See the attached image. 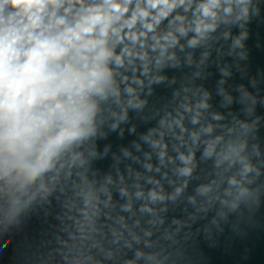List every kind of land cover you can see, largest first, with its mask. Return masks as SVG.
Wrapping results in <instances>:
<instances>
[{
    "label": "clouds",
    "instance_id": "obj_1",
    "mask_svg": "<svg viewBox=\"0 0 264 264\" xmlns=\"http://www.w3.org/2000/svg\"><path fill=\"white\" fill-rule=\"evenodd\" d=\"M250 4L251 0H0V214L8 218L9 225L38 194L48 200L55 184L63 179L72 183L73 196L80 202L70 239L87 243L89 251L95 249L99 255L75 254L71 261L63 257L65 264H164L166 258L154 249V233L145 230L141 235L134 230L140 220L132 212L133 197L137 211L149 214L146 223L158 225L164 229L161 235L170 239L173 233L158 213L167 212V202L175 203L190 181L199 179L194 176L198 167L194 147L200 149L201 160L213 159L216 168L226 165L224 172L231 174L222 175L219 184L216 177L197 183L187 196L189 203L195 205L198 197L219 199L221 184L232 199L220 202L230 210L253 200L250 186L264 176V159H260L264 154L260 136L264 112L257 113L258 107L264 108V95L255 78L251 80L255 91L243 84L237 88L240 95L235 102L241 104L246 116L254 117L235 120L228 131L242 130L238 134L201 139V133L213 132L211 123L191 132L185 127L186 114H190L191 125L200 124V110L210 107L208 92L195 104L187 100L180 103L176 117L168 112L158 121L159 127H166L170 137L180 142L173 150L181 166L173 174L182 183L165 193L160 181L149 177L146 194L139 183H134L136 190L130 195L124 175H119L117 181L124 186L119 187L118 194L127 197L120 210L130 213L131 226L123 215L109 217L112 222L106 233L97 226L100 195L106 194L103 205L107 208L112 201L108 185L116 181L108 175L97 188L85 167L89 157L96 156L94 151L86 154L85 145L98 134L106 135L98 133L106 112L113 118L110 130L119 129L122 136L120 125L129 121V111L142 112L154 85L166 81L160 70L179 66L176 50H184L181 40L186 38L187 46L195 48L217 30L222 15L235 13V21H247ZM245 36L242 33L237 37L233 47H243ZM178 95L174 93V98ZM224 100L233 103L231 96L225 95ZM212 119L219 121L222 117L215 113ZM129 131L135 132V126ZM154 131L149 129L140 139L156 153L155 171L159 173L166 157L170 163L175 160L168 156L164 133L153 138ZM132 144L139 150V144ZM180 147L186 151H180ZM104 151L106 154L107 149ZM122 151L131 157L127 148ZM145 159L150 160L151 155L145 154ZM143 167L153 170L151 163ZM139 177L137 172L136 179ZM158 204L163 206L157 210ZM171 225L182 226V221L172 217Z\"/></svg>",
    "mask_w": 264,
    "mask_h": 264
},
{
    "label": "water",
    "instance_id": "obj_2",
    "mask_svg": "<svg viewBox=\"0 0 264 264\" xmlns=\"http://www.w3.org/2000/svg\"><path fill=\"white\" fill-rule=\"evenodd\" d=\"M165 24L166 22L161 25V29H164ZM242 33H246L241 41L243 47L234 48L233 41ZM191 35L189 33L188 38H191ZM181 43L184 44V50H176L179 66L160 70L161 75H166V81L154 85V93L148 97V105L142 112L129 111V121L120 125V128L124 129L123 135L119 134V129L110 130L109 125L113 118L106 112L103 117L104 123L98 128V133L103 132L106 135L98 134L85 145L86 154L96 152V156H90L89 164L85 166L88 169L89 180L95 179L97 188L104 184L108 175L116 181L108 185L112 201L107 208L103 205L107 198L106 194L100 195L101 216L97 226L105 233L112 222L109 217L118 218L123 215L129 226L132 224V219H128L130 213L120 210V205L126 202L127 197L121 198L118 194L119 187L124 186L117 181L119 175H124L130 195L136 190L133 187L134 183H139L146 194L149 187L146 181L149 177L159 180L165 193L172 192L174 185L182 183V180L173 174V170L181 166L180 162L175 160L177 153L173 150V146H179L180 142L170 137L166 127H159L158 121L164 115L171 112L172 116L176 117L180 103L187 100L195 104L203 98L204 92H208L210 107L200 110L202 112L200 124L191 125L188 120L190 114H186L185 127L191 132L198 130L201 125L211 123L213 132L201 133V139L217 135L227 138L228 135L242 131L234 129L233 133H229L228 129L233 127L235 120L254 118L246 116L241 111V104L235 102L240 95L238 86L243 84L248 90L255 91L251 84V80L255 78L257 87L261 89L260 94L264 95V0H251L247 21H235V13L227 17L222 15L217 30L208 34V38L195 48L187 46L186 38L182 39ZM222 70L229 72L230 75H223ZM221 80L224 83H220ZM221 89L224 90L223 94L220 92ZM174 93L179 95L174 98ZM225 95L232 97V104H226ZM260 112H264V108L258 107L257 113ZM215 113L220 114L222 119L213 120L212 115ZM133 125L135 132H130L129 129ZM260 127V136L264 140V121ZM149 129H155L153 138H157L161 132L164 133L168 156L175 160L174 163H170L166 157L159 173L155 171L156 153L140 139ZM184 139L191 144L187 134ZM133 141L140 145L139 150L133 146ZM124 148L131 152V157L124 155L122 151ZM193 150L196 152L198 165L194 176H198L199 179L191 180L185 193L178 197L175 203L167 202V212L158 213L160 217L165 218L167 222L165 227L173 233L171 238H164L161 235L164 229L158 225L146 223L149 214L137 211L135 207L137 202L133 197L132 212L135 213L134 218L140 220V225L134 230L141 235L145 230L154 233L151 237L154 249L161 257L166 258L164 264H264V176L250 186L254 193L253 200L240 203L235 211L220 202L221 199H227L229 202L232 199L223 191L222 184L219 199L208 201L204 197H198L196 204L193 205L188 202L187 196L192 193L197 183L216 177L219 184L222 175L231 174L224 172L226 165L216 168L213 159H200L199 148L194 147ZM180 151H186V148L180 147ZM145 154H150L151 159L146 160ZM260 159H264V154ZM145 163L153 165L151 172L143 167ZM232 171H235V168ZM137 172L140 173L138 180ZM164 173H167V176H164ZM49 187L53 185L50 184ZM54 187L55 191L48 200L42 199L38 194L31 204L22 208L16 222L11 225L8 218L0 214V264H65L63 257H68L71 261L73 255L81 253L99 258L95 249L89 251L87 243L82 245L79 240L70 239V234L75 232L73 221L80 204L73 196L72 183L61 179ZM2 195L0 192V196ZM162 206L158 204L155 207L158 210ZM172 217L180 218L182 226H172ZM177 227L179 231L175 230ZM105 245L107 246L106 241ZM103 264L113 262L103 261Z\"/></svg>",
    "mask_w": 264,
    "mask_h": 264
}]
</instances>
